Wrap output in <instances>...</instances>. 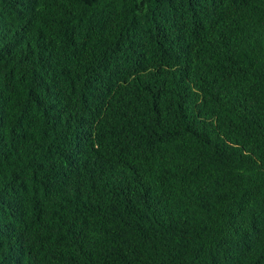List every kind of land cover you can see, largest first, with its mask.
<instances>
[{
  "label": "trees",
  "instance_id": "1",
  "mask_svg": "<svg viewBox=\"0 0 264 264\" xmlns=\"http://www.w3.org/2000/svg\"><path fill=\"white\" fill-rule=\"evenodd\" d=\"M0 264H264V0H0Z\"/></svg>",
  "mask_w": 264,
  "mask_h": 264
}]
</instances>
